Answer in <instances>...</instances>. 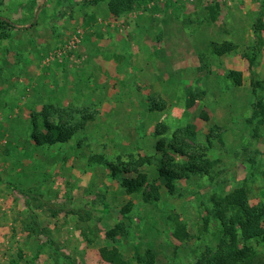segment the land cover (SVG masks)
<instances>
[{
	"label": "rangeland",
	"instance_id": "obj_1",
	"mask_svg": "<svg viewBox=\"0 0 264 264\" xmlns=\"http://www.w3.org/2000/svg\"><path fill=\"white\" fill-rule=\"evenodd\" d=\"M133 1L116 17L109 0H0L5 18L36 20L0 40V264H107L105 247L128 261L151 250L157 264H195L218 251L213 196L243 187L251 206L264 202V0ZM46 106L96 116L69 142L38 146L33 118ZM177 131L214 166L170 192L156 146ZM139 157L153 161L140 171L159 181L158 201L147 188L128 194L118 180L134 174L114 178L107 165ZM177 221L188 238L173 233ZM117 224L126 233L112 241ZM250 244L264 254L262 241Z\"/></svg>",
	"mask_w": 264,
	"mask_h": 264
},
{
	"label": "trees",
	"instance_id": "obj_2",
	"mask_svg": "<svg viewBox=\"0 0 264 264\" xmlns=\"http://www.w3.org/2000/svg\"><path fill=\"white\" fill-rule=\"evenodd\" d=\"M105 1L107 0H93V3ZM109 1L110 12L116 17L131 10L134 3L133 0ZM35 25L36 20L29 25H18L0 15V40H8L14 32H28ZM217 48L216 46L213 49V53L216 55H222L231 50L230 46L221 50H216ZM254 61L255 55L250 58L249 62L252 65ZM228 77L236 86L242 85L241 73L229 72ZM256 114L264 116V111H256ZM95 116L94 112H90L88 108L46 106L41 113L34 115L31 139L38 146L67 143L83 131L87 124L95 119ZM39 118L42 119L44 130L39 128ZM204 119L208 121L206 117ZM262 123L264 124V120ZM167 131V128L163 126L161 131L156 130V135L161 136ZM156 150L160 155L157 172L159 177L165 180V187L170 192L174 191L176 181L194 175L209 176L213 170L214 165L208 157L207 148L200 146L195 139L189 138L183 131L174 132L169 140H160ZM177 157H181L184 161H177ZM107 165L110 167L114 178H118L120 174H134L135 177L122 176L118 180L128 194L140 192L147 188L149 192L145 194V200L147 202L159 200V181L150 182L148 176L140 171V168L144 166L153 165L151 158L139 157L127 162L118 159L117 163ZM12 188L24 197L31 194L30 191ZM34 197L42 201L41 197ZM211 201L213 202V214L221 227V235L217 245L218 251L214 252L211 248H207V254H202L195 264H264V254H260L250 244L254 240L264 243V202L259 206H251L248 193L243 187L226 197L213 196ZM103 206L105 213H107L109 207L105 204ZM54 211V214H58L61 209L55 208ZM127 212L125 209L122 213L126 216ZM33 225V230L37 233L36 222H33ZM207 225L208 221L205 220V229H207ZM125 233V225L117 224L113 229L106 232V237L115 241L116 237ZM173 233L183 239L189 237L186 227L178 221L175 222ZM100 256L107 264H157L155 254L151 250L144 253L137 250L131 261L125 260L115 247L100 249Z\"/></svg>",
	"mask_w": 264,
	"mask_h": 264
}]
</instances>
